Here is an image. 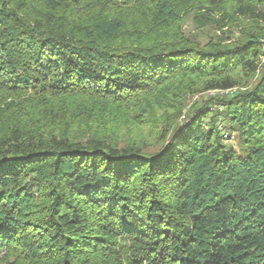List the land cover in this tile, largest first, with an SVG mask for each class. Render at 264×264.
<instances>
[{
    "label": "trees",
    "instance_id": "obj_1",
    "mask_svg": "<svg viewBox=\"0 0 264 264\" xmlns=\"http://www.w3.org/2000/svg\"><path fill=\"white\" fill-rule=\"evenodd\" d=\"M0 264H264V0H0Z\"/></svg>",
    "mask_w": 264,
    "mask_h": 264
},
{
    "label": "rangeland",
    "instance_id": "obj_2",
    "mask_svg": "<svg viewBox=\"0 0 264 264\" xmlns=\"http://www.w3.org/2000/svg\"><path fill=\"white\" fill-rule=\"evenodd\" d=\"M186 30L190 33H192L194 36L196 35L198 37V39L202 42V43H206L208 42L209 38L211 36L215 35V30L214 29H206V30H199L195 28V25L193 24V20L189 19L187 24H186ZM220 96V94L218 93H214L211 92L209 94L206 95H202V96H196L195 98H189L188 102H189V107H191L192 105H194L195 103H197L198 101H203V100H208L211 97H217Z\"/></svg>",
    "mask_w": 264,
    "mask_h": 264
}]
</instances>
